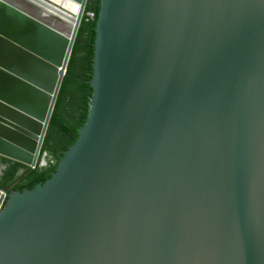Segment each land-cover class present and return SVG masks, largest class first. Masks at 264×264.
<instances>
[{
  "label": "water",
  "instance_id": "obj_1",
  "mask_svg": "<svg viewBox=\"0 0 264 264\" xmlns=\"http://www.w3.org/2000/svg\"><path fill=\"white\" fill-rule=\"evenodd\" d=\"M86 4L0 0V157L37 166ZM92 70L0 264H264V0H100Z\"/></svg>",
  "mask_w": 264,
  "mask_h": 264
},
{
  "label": "trees",
  "instance_id": "obj_2",
  "mask_svg": "<svg viewBox=\"0 0 264 264\" xmlns=\"http://www.w3.org/2000/svg\"><path fill=\"white\" fill-rule=\"evenodd\" d=\"M99 9L100 0H87L37 166L31 169L0 157V190L10 194L44 184L55 173L65 152L78 141L93 96L90 80ZM42 159L44 166H40Z\"/></svg>",
  "mask_w": 264,
  "mask_h": 264
}]
</instances>
